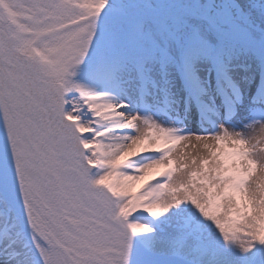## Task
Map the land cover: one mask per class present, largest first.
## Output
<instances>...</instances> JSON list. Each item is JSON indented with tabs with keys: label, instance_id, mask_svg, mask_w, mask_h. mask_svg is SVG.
Here are the masks:
<instances>
[{
	"label": "snow or ice",
	"instance_id": "1",
	"mask_svg": "<svg viewBox=\"0 0 264 264\" xmlns=\"http://www.w3.org/2000/svg\"><path fill=\"white\" fill-rule=\"evenodd\" d=\"M0 264H264V0H0Z\"/></svg>",
	"mask_w": 264,
	"mask_h": 264
}]
</instances>
